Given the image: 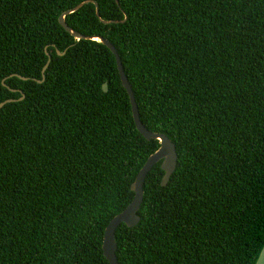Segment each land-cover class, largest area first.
<instances>
[{"label": "trees", "instance_id": "obj_1", "mask_svg": "<svg viewBox=\"0 0 264 264\" xmlns=\"http://www.w3.org/2000/svg\"><path fill=\"white\" fill-rule=\"evenodd\" d=\"M83 1L0 0V102L14 99L0 108V264H109L105 227L160 145L136 129L109 48L59 24ZM93 1L100 18L85 3L66 23L115 46L141 122L178 157L164 186L153 165L139 222L116 229L119 264H254L264 244V0Z\"/></svg>", "mask_w": 264, "mask_h": 264}, {"label": "water", "instance_id": "obj_2", "mask_svg": "<svg viewBox=\"0 0 264 264\" xmlns=\"http://www.w3.org/2000/svg\"><path fill=\"white\" fill-rule=\"evenodd\" d=\"M115 1L118 3L117 0ZM93 2H94L93 0H85L83 2L78 3L73 8L62 12L58 18L59 24L77 40L92 39V40L102 42L109 48V50L114 55L121 84L128 94L129 102L131 106V112H132V116H133L136 129L147 140L157 139L160 144L158 149L148 156V158L146 159L142 167L137 172L134 181L131 183L130 188L134 193L131 201L127 204V206L121 212L113 216L112 219L107 224V226L105 227L103 241H102L103 254L105 258L108 260L109 264H119L117 260V256H116V248H117V243L115 239L116 229L121 223L125 224L127 227H133L139 222L140 216L138 215V210L143 200V194H144L143 184H144V180L148 172L151 170L153 165L161 161L160 167L164 173L161 177L160 184L164 186L166 185L170 176L172 175L173 171L176 168L178 157H177L175 144L171 141V139L166 134L161 133V132L151 131L147 129L141 122L140 117H139L137 102L135 100L132 87L129 83L127 75L125 74L120 56L115 46L109 40L103 37L84 35L80 33L79 31L72 29L66 23L65 15L79 9L85 3H93ZM94 3H95L96 15L100 18L97 3L96 2ZM102 21L104 23L118 22V20H102ZM57 53L63 54L64 51L63 52L57 51ZM46 55H47V60L41 69L42 79L37 80L38 82H41L42 80H44L45 70L47 69L50 63V60H51V56L48 52H46ZM12 75H17V74H12ZM17 76H20V75H17ZM20 77L23 79H27V77H23V76H20ZM2 84H4V80L2 81ZM102 87L104 91H107L106 83H103ZM22 98H23V95L19 99H22ZM13 100L14 99H5L1 101L0 108L5 103L11 102ZM254 264H264V244Z\"/></svg>", "mask_w": 264, "mask_h": 264}]
</instances>
